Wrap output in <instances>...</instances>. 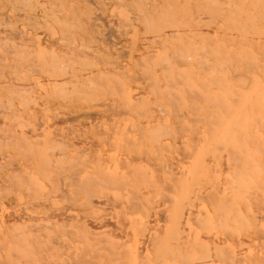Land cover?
<instances>
[{"label": "rangeland", "instance_id": "obj_1", "mask_svg": "<svg viewBox=\"0 0 264 264\" xmlns=\"http://www.w3.org/2000/svg\"><path fill=\"white\" fill-rule=\"evenodd\" d=\"M262 36L264 0H0V264H264Z\"/></svg>", "mask_w": 264, "mask_h": 264}, {"label": "bare ground", "instance_id": "obj_2", "mask_svg": "<svg viewBox=\"0 0 264 264\" xmlns=\"http://www.w3.org/2000/svg\"><path fill=\"white\" fill-rule=\"evenodd\" d=\"M16 6V5H15ZM21 11V10H20ZM19 11V12H20ZM231 11H232V9H231ZM257 11V10H256ZM260 12V11H259ZM20 16V15H19ZM28 16V15H27ZM30 16V15H29ZM17 19V18H16ZM18 21V20H17ZM21 21V20H20ZM30 21V20H29ZM262 37H264V36H262ZM260 112V111H259ZM261 113V112H260ZM259 113V114H260ZM263 113H261V115H262ZM9 134V133H8ZM7 135V134H6ZM10 135V134H9ZM12 137V136H11ZM3 139V138H2ZM7 142V141H6ZM9 143V142H8ZM22 153V152H21ZM255 153V152H254ZM260 153H262V152H260ZM237 154V153H236ZM256 154V153H255ZM3 155V154H2ZM31 155V154H30ZM237 156V155H236ZM261 156H262V154H261ZM28 157V156H27ZM25 160H27V159H25ZM237 160V159H236ZM6 161H8V160H6ZM261 161H262V158H261ZM42 163V162H41ZM8 164V163H7ZM264 164V163H263ZM41 165V164H40ZM1 166H2V164H1ZM45 166H47V165H45ZM8 167V166H7ZM13 167H14V165H13ZM41 167V166H40ZM49 167V166H48ZM260 169V168H259ZM264 173V172H263ZM262 177V176H261ZM255 182H256V180H254ZM237 182V181H236ZM258 184V183H257ZM259 185V184H258ZM261 187V186H260ZM256 191V190H255ZM250 192V191H249ZM215 195V194H214ZM259 200L261 201V199L259 198ZM257 202H259V201H257ZM253 204V203H252ZM264 204V203H263ZM256 205H258V204H256ZM262 205V204H261ZM243 208V207H242ZM258 208V207H257ZM263 209V208H262ZM190 217V216H189ZM230 218V217H229ZM192 219V218H191ZM59 220V219H58ZM264 220V219H263ZM241 224V223H240ZM9 227V226H8ZM85 227H86V225H85ZM84 228V227H83ZM159 229H157V231H158ZM260 232V231H259ZM160 233V232H159ZM258 233V232H257ZM260 234H262V233H260ZM227 235H229V234H227ZM256 235H259V234H256ZM262 236V235H261ZM232 238V237H231ZM241 240V239H240ZM151 242V241H150ZM234 242H236V240L234 241ZM179 243H181V242H179ZM183 243V242H182ZM237 243V242H236ZM155 245V244H154ZM174 245V244H173ZM258 245H260V244H258ZM257 246V245H256ZM212 247V246H211ZM237 247V246H236ZM223 248V247H222ZM226 247H224L223 249H225ZM222 249V250H223ZM202 251H203V249H202ZM222 253H224V254H228V253H226V249H225V251L224 252H222ZM166 255H167V253H166ZM169 255V254H168ZM229 255V254H228ZM257 255V254H256ZM227 256V255H226ZM229 258H230V256H228ZM116 258V257H115ZM227 258V257H226ZM261 258V256H259V259ZM263 258V257H262ZM184 259L185 258H183V261H184ZM256 259H257V257H256ZM154 260H156V259H154ZM182 261V262H183ZM227 261V260H226ZM84 262H85V260H84ZM184 263V262H183ZM182 263V264H183ZM185 264V263H184Z\"/></svg>", "mask_w": 264, "mask_h": 264}]
</instances>
